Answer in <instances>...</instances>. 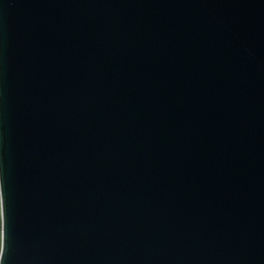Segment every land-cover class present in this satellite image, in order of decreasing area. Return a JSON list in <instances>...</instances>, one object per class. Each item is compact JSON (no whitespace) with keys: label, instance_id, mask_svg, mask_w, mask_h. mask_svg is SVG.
Segmentation results:
<instances>
[{"label":"water","instance_id":"1","mask_svg":"<svg viewBox=\"0 0 264 264\" xmlns=\"http://www.w3.org/2000/svg\"><path fill=\"white\" fill-rule=\"evenodd\" d=\"M6 264H264V0H0Z\"/></svg>","mask_w":264,"mask_h":264},{"label":"clouds","instance_id":"2","mask_svg":"<svg viewBox=\"0 0 264 264\" xmlns=\"http://www.w3.org/2000/svg\"><path fill=\"white\" fill-rule=\"evenodd\" d=\"M2 156V152H0ZM4 207V183H3V172L0 171V256H2V264H6L4 259L5 251V220L3 215Z\"/></svg>","mask_w":264,"mask_h":264},{"label":"snow or ice","instance_id":"3","mask_svg":"<svg viewBox=\"0 0 264 264\" xmlns=\"http://www.w3.org/2000/svg\"><path fill=\"white\" fill-rule=\"evenodd\" d=\"M3 215H4V220H5V210H4V207H3ZM0 264H2V256H0Z\"/></svg>","mask_w":264,"mask_h":264}]
</instances>
